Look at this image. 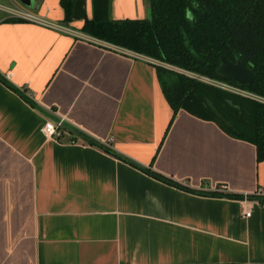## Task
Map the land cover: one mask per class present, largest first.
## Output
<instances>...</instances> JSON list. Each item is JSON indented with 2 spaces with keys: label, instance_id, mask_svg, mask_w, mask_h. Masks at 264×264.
<instances>
[{
  "label": "crops",
  "instance_id": "1",
  "mask_svg": "<svg viewBox=\"0 0 264 264\" xmlns=\"http://www.w3.org/2000/svg\"><path fill=\"white\" fill-rule=\"evenodd\" d=\"M14 5L71 31L11 17ZM149 16V0H108L111 20ZM63 19L60 0H0V74L35 104L0 81V264H264V203L246 197L264 195L255 146L173 116L158 61ZM60 119L58 138L42 133Z\"/></svg>",
  "mask_w": 264,
  "mask_h": 264
},
{
  "label": "trees",
  "instance_id": "2",
  "mask_svg": "<svg viewBox=\"0 0 264 264\" xmlns=\"http://www.w3.org/2000/svg\"><path fill=\"white\" fill-rule=\"evenodd\" d=\"M60 4L64 9L63 21H72L73 0H60ZM149 8L148 18L111 20L108 0H92L91 16L83 19L80 31L158 61L156 76L173 116L179 109H184L198 118L212 121L226 134L252 143L257 160H264V102L191 76L226 82L264 99V0H149ZM221 55L230 61L240 59L252 70L253 82L243 84L216 75ZM0 81L35 105L28 95L1 74ZM84 138L88 143L121 157L87 135ZM140 168L159 180L188 191L243 198L242 194L191 189L158 172ZM246 197L264 203V195L248 194Z\"/></svg>",
  "mask_w": 264,
  "mask_h": 264
},
{
  "label": "built area",
  "instance_id": "3",
  "mask_svg": "<svg viewBox=\"0 0 264 264\" xmlns=\"http://www.w3.org/2000/svg\"><path fill=\"white\" fill-rule=\"evenodd\" d=\"M6 11L11 17H14V18H18V19L21 18V19H24V20L45 26V27L54 28V29L62 31V32L71 31L66 26H64L60 23L49 21V20L45 19L44 17L39 16L35 12L28 10L27 8H24L21 6L14 5L11 7H7ZM80 36H82L86 39H89V40H94L92 37H89V36H85V35H80ZM122 51L131 53V55L140 56L139 53H136L133 51H128V50H122ZM153 61H155V60H153ZM191 76H193L199 80H202L204 82H207L209 84H212L214 86H217L219 88L225 89L227 91L234 92L237 94H241L244 96H248V97H251V98H254V99H257L259 101L264 102L263 98L255 96V95H253V94H251L245 90L239 89L238 87L229 85L226 82H222V81L214 80V79H209V78L198 76V75H191ZM62 125L63 124H62L61 119L57 122H54L52 120H46L41 127V131L44 135H46L48 137L58 138L62 134V132H61ZM220 189L222 190L223 188L220 187ZM249 214H250L249 212L246 213V215H249Z\"/></svg>",
  "mask_w": 264,
  "mask_h": 264
},
{
  "label": "water",
  "instance_id": "4",
  "mask_svg": "<svg viewBox=\"0 0 264 264\" xmlns=\"http://www.w3.org/2000/svg\"><path fill=\"white\" fill-rule=\"evenodd\" d=\"M72 17L74 19H84L87 17L86 0H74ZM220 60L219 66L215 69L216 75L223 78H232L243 84H251L253 82L254 74L252 70L240 59L237 58L235 61H230L221 55Z\"/></svg>",
  "mask_w": 264,
  "mask_h": 264
}]
</instances>
